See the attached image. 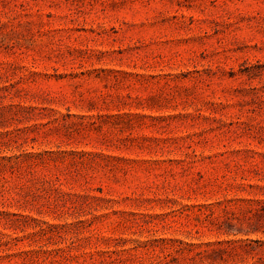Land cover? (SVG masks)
Returning <instances> with one entry per match:
<instances>
[{
    "label": "rangeland",
    "instance_id": "rangeland-1",
    "mask_svg": "<svg viewBox=\"0 0 264 264\" xmlns=\"http://www.w3.org/2000/svg\"><path fill=\"white\" fill-rule=\"evenodd\" d=\"M0 264H264V0H0Z\"/></svg>",
    "mask_w": 264,
    "mask_h": 264
}]
</instances>
